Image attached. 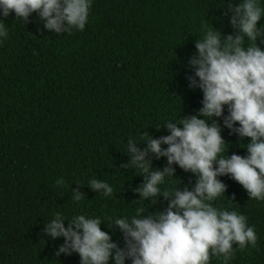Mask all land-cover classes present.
<instances>
[{
    "label": "trees",
    "instance_id": "1",
    "mask_svg": "<svg viewBox=\"0 0 264 264\" xmlns=\"http://www.w3.org/2000/svg\"><path fill=\"white\" fill-rule=\"evenodd\" d=\"M231 14L223 0H92L84 29L59 34L35 12L25 21L0 17L7 30L0 38V264H80L76 253L57 255L62 237L44 233L54 213L100 217L101 230L123 246L118 227L106 226L111 217L167 207L162 196L138 201L144 176L122 167L132 155L126 144L133 139L143 150L147 136L169 134L165 120L198 115L202 93L187 86L186 74L194 76L188 61L201 25L232 33ZM222 119L213 117L227 142L221 155H246L241 143L249 138L230 135ZM146 159L152 169L168 166L151 152ZM170 167L174 177L162 187L191 190L196 177ZM90 179L105 181L113 194L92 190ZM218 179L226 188L213 206L244 215L257 235L256 247L237 250L231 264H264V201L249 200L228 175Z\"/></svg>",
    "mask_w": 264,
    "mask_h": 264
},
{
    "label": "clouds",
    "instance_id": "2",
    "mask_svg": "<svg viewBox=\"0 0 264 264\" xmlns=\"http://www.w3.org/2000/svg\"><path fill=\"white\" fill-rule=\"evenodd\" d=\"M91 3L92 0H0V17L14 13L15 18L25 21L35 12L44 28L59 34L83 30ZM225 3L232 13L228 23L234 32L223 34L212 25L202 24L196 54L186 69L194 70V76H185L187 86L202 93L198 115L176 123L165 120L169 134L155 139L147 136L143 150L134 146L133 139L126 144V151L132 155L129 164L122 167L138 169V175L144 176L135 189L138 201L148 199L154 203L156 197L162 196L168 200L167 207L151 213L137 207L132 215L111 217L106 226L118 227L123 246L101 230L105 221L100 217L76 214L65 218L54 213L44 233L53 240L63 238L58 256L76 253L80 264H209L210 259L231 264L237 250L256 247V232L244 215L212 204L225 193L226 185L218 179L224 175L238 182L249 200L264 201V48L257 43L259 39L264 44V25L258 26L264 7L262 0H238L235 5L223 0ZM6 35L7 30L0 25V38ZM213 117H223L222 126L230 135L249 138L246 144L241 143L246 155H228L227 151L221 155L227 142L221 135V124ZM149 152L157 159L165 157L168 166L152 169L146 159ZM173 164L196 177L191 190L162 187L165 177H174L175 169L170 167ZM88 185L104 197L113 194L112 186L105 181L90 179ZM80 199L81 194L73 191L72 200Z\"/></svg>",
    "mask_w": 264,
    "mask_h": 264
}]
</instances>
